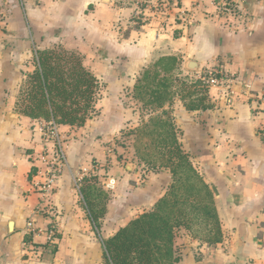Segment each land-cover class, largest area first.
<instances>
[{
	"label": "crops",
	"instance_id": "1",
	"mask_svg": "<svg viewBox=\"0 0 264 264\" xmlns=\"http://www.w3.org/2000/svg\"><path fill=\"white\" fill-rule=\"evenodd\" d=\"M236 3L227 13L214 0H0L1 12L7 8L0 23V264H103L102 239L164 194L168 169L147 170L132 145L134 164L122 167L110 149L113 137L125 131L133 138L128 133L152 114L133 86L164 56L176 58L187 80L217 65L233 76L207 88L209 108L189 110L184 104L195 97L181 94L165 105L213 193L222 231L221 242L208 245L179 228L174 264H264V0ZM54 47L80 55L100 89L96 112L82 125L56 124L64 157L49 171L54 143L43 129L50 121L21 114L16 100L36 51ZM90 175L107 194L98 228L79 192ZM50 223L54 244L44 234Z\"/></svg>",
	"mask_w": 264,
	"mask_h": 264
},
{
	"label": "trees",
	"instance_id": "2",
	"mask_svg": "<svg viewBox=\"0 0 264 264\" xmlns=\"http://www.w3.org/2000/svg\"><path fill=\"white\" fill-rule=\"evenodd\" d=\"M177 70L174 56L161 57L140 72L133 86V97L152 113L128 133L134 155L147 170L168 169L171 180L150 210L102 239L103 264H174L179 259L174 248L179 228L208 245L222 240L213 193L182 149L171 111L165 108L175 94L187 100L195 97L184 104L189 110L209 108L207 88L197 78L180 77ZM99 89L98 79L80 55L62 47L39 49L19 90L16 109L32 119L78 126L95 114ZM97 183L93 175L84 177L79 192L98 228L107 194Z\"/></svg>",
	"mask_w": 264,
	"mask_h": 264
},
{
	"label": "built area",
	"instance_id": "3",
	"mask_svg": "<svg viewBox=\"0 0 264 264\" xmlns=\"http://www.w3.org/2000/svg\"><path fill=\"white\" fill-rule=\"evenodd\" d=\"M216 3V6L218 9L230 13L233 12L236 9L237 3L236 0H214ZM197 79H199L202 83H204V85L206 86V88L210 87V86H217L220 85L224 82H230L231 80H233V76L232 74H227L225 73V71H222L220 66L217 65L213 68H210L206 71H202L198 76ZM56 124L53 123L52 121H50L48 124H46L44 126L43 129V134L46 136V138H50L51 141H53L54 145H53V152H54V163L48 164L49 171H54L56 170V168H60V166L62 165L63 162V148L62 145L58 139V136L56 134V129H55ZM53 165V168L51 167ZM56 168H55V166ZM114 179L113 178H109L108 181L105 183V187H107L108 189H112L114 187ZM52 178H48L46 183H45V192L46 193H50L52 190ZM32 223L28 222L27 223V227L31 228ZM39 234H43L42 230L37 229ZM55 232H56V228L55 225L53 223H50L49 227L47 230H45L44 234L46 236V240L48 242V244H54V240H55Z\"/></svg>",
	"mask_w": 264,
	"mask_h": 264
},
{
	"label": "rangeland",
	"instance_id": "4",
	"mask_svg": "<svg viewBox=\"0 0 264 264\" xmlns=\"http://www.w3.org/2000/svg\"><path fill=\"white\" fill-rule=\"evenodd\" d=\"M1 9H2V12L0 10V15L2 17L1 13H7L6 12L7 8L1 7ZM126 105H129V103L126 102ZM130 107H132V106H130ZM112 142H114V145H110V149H112V152H113L115 158H117V161H119L120 164H122V167L127 162L129 164H131V163L134 164L133 158L131 156V148H130L131 144H132V138L128 137L127 134H125V131H124V133L121 132L120 134H118V136H116V138L113 137ZM108 162L109 161L106 159V164H108ZM141 175L143 176L142 173H141ZM134 183H136V181H134ZM97 185L99 186L100 184L97 183Z\"/></svg>",
	"mask_w": 264,
	"mask_h": 264
},
{
	"label": "water",
	"instance_id": "5",
	"mask_svg": "<svg viewBox=\"0 0 264 264\" xmlns=\"http://www.w3.org/2000/svg\"><path fill=\"white\" fill-rule=\"evenodd\" d=\"M188 67H189L190 69H194V68L196 67L195 62L190 61Z\"/></svg>",
	"mask_w": 264,
	"mask_h": 264
}]
</instances>
